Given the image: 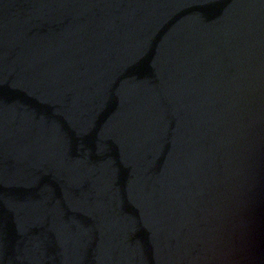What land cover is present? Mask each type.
I'll return each instance as SVG.
<instances>
[{"label":"water","instance_id":"95a60500","mask_svg":"<svg viewBox=\"0 0 264 264\" xmlns=\"http://www.w3.org/2000/svg\"><path fill=\"white\" fill-rule=\"evenodd\" d=\"M0 264H264V0H0Z\"/></svg>","mask_w":264,"mask_h":264}]
</instances>
